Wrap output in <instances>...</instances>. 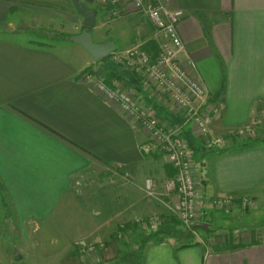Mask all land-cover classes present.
I'll return each mask as SVG.
<instances>
[{
  "label": "crops",
  "instance_id": "crops-1",
  "mask_svg": "<svg viewBox=\"0 0 264 264\" xmlns=\"http://www.w3.org/2000/svg\"><path fill=\"white\" fill-rule=\"evenodd\" d=\"M160 1L184 11L179 59L206 85L210 101L222 103L212 113L211 134L224 136L226 147L207 149L193 124L186 125L205 184L202 223L221 214L213 206L219 197H231L233 211L248 198L246 210L256 214L264 209V0ZM88 5L96 11L90 30L95 42L112 40L118 52L140 46L158 53L155 27L130 1L117 4L124 11L120 17H110L115 5L102 0ZM83 29L71 0H0V264H80L90 244H108L101 264H111L120 257L123 223L134 224L162 207L143 188L153 177L163 190L174 172L166 155L145 153L149 134L83 73L105 72L135 89L163 119L183 118L136 70L112 63L110 56L95 62L70 40ZM110 31L129 41L118 48ZM248 123L260 134L240 141L233 133ZM115 169L129 171L131 181L116 177ZM175 222L166 217L148 226L166 230L168 237L149 242L141 264H264V221L258 228H236L225 242L213 232L184 247Z\"/></svg>",
  "mask_w": 264,
  "mask_h": 264
},
{
  "label": "built area",
  "instance_id": "built-area-1",
  "mask_svg": "<svg viewBox=\"0 0 264 264\" xmlns=\"http://www.w3.org/2000/svg\"><path fill=\"white\" fill-rule=\"evenodd\" d=\"M121 0H102L110 8L111 17L124 14L123 8L117 6ZM136 10L148 16L155 27L159 39V51L156 55L149 53L140 46H134L125 52L114 51L110 61L127 69L137 70L145 84L159 98L170 102L172 112L181 115L180 123L163 119L156 111L141 100L135 89L125 81H112L105 72L88 68L82 78L94 83L98 92L109 102L117 104L122 113L136 120L149 134V139L142 145L145 153L163 152L171 166L174 175L162 182L163 190L158 191L161 184L153 177L145 180L144 192L155 199L170 214L178 217L183 227L196 232L194 228L203 216L204 181L200 177L197 164L186 137V125L193 124V130L205 139L207 149H220L227 145L224 136L211 134L212 113H217L222 106L221 101L211 102V95L206 85L190 72L179 59L185 50L178 25L185 13L180 8H171L160 0H128ZM260 130L256 124L248 123L239 126L233 133L240 141L248 142L257 139ZM112 174L121 176L127 182L131 181L129 171L112 170ZM244 205L249 199H243ZM231 197L214 199L216 208L230 207ZM158 216H151L149 223H159ZM103 245V244H102ZM95 246L83 248L92 251Z\"/></svg>",
  "mask_w": 264,
  "mask_h": 264
},
{
  "label": "rangeland",
  "instance_id": "rangeland-1",
  "mask_svg": "<svg viewBox=\"0 0 264 264\" xmlns=\"http://www.w3.org/2000/svg\"><path fill=\"white\" fill-rule=\"evenodd\" d=\"M109 28H110V25H106L104 27V29L102 31L103 35L106 36V34H108L106 32ZM95 34H96V32H95ZM109 34H112L111 36L114 39H116L118 48L121 47L123 45V43H126L129 41V37L128 38L123 37V39H122L123 41L117 39L115 36V33H112V31H110ZM94 37H95V39H98V37L96 35ZM153 55H156V54H153ZM136 72L142 78L141 74L137 70H136ZM202 166H203V164H202ZM111 173H112V170H111ZM116 177L125 180L121 176L116 175ZM146 198H147V196H146ZM102 199L103 198L100 197L96 201L97 203L95 205L99 206V205L103 204L101 201ZM206 199H207V200H205L206 202L204 201L205 205H206L207 201H209L208 196ZM241 205H242V209L236 210V211H233L234 210V207H233L234 203L230 207H223V208L214 207L217 211H219V213H221L219 215V217L218 218H215V217L214 218H207L205 220V223H209L212 231L207 232V231H203V230L198 229V230H196V232L193 233V236L189 237V239L196 241L197 238H199V236L200 237L202 235L208 236V235L213 234V232H214L217 235L216 237L218 239H221L225 242L226 240H228V237H230L232 235L233 231L236 228H243V227L258 228L259 224L264 221V209L262 211H258L256 214L252 215L250 212H247V210H246V209L250 208L249 204H246V205L241 204ZM157 208H158L157 212H156L157 214L151 215V216H158L159 217L160 221L157 224L156 223H154V224L149 223V218L151 216H145V219L139 218L134 224H132V222L123 223L122 226L124 227V230L126 232L121 233L120 234L121 236L120 235L117 236L118 242H117L116 246L121 247L120 252L124 251L126 249L127 253H129V254L123 255L122 260H121V264H134V263L130 262V259H133L134 257H136L134 251H136L138 249V244L140 243L141 239L144 236H147L149 234V232L151 231V230H149L151 228H149L148 226H154V227L158 226V225L163 223V221L166 217L175 218V220L178 219L177 216H175L173 214H169L168 212H166V210H165V208H163V206L160 208L159 207H157ZM244 208L246 211L244 210ZM179 222H180V220L179 221L177 220L175 222L176 227H177L176 230L178 232V236L180 237L182 242L189 241V239L183 235L184 231H188V229L183 227L182 224ZM202 222H203V219H201L199 224H203ZM142 225H144V226H142ZM121 230H122V228H121ZM163 231H166V230H163ZM93 245L95 246L94 250L82 251L83 254L80 257L82 262L80 264H85V262H87L88 264H101L104 261L105 250L108 247V244H103V245H101V244H90L89 246H93ZM114 262H112L111 264H113Z\"/></svg>",
  "mask_w": 264,
  "mask_h": 264
},
{
  "label": "water",
  "instance_id": "water-1",
  "mask_svg": "<svg viewBox=\"0 0 264 264\" xmlns=\"http://www.w3.org/2000/svg\"><path fill=\"white\" fill-rule=\"evenodd\" d=\"M78 13L83 17L84 29L70 36V40L78 43L87 51L95 62L107 58L115 51V42L112 40L98 43L95 42L91 29L95 27L97 17L96 11L83 0H71ZM194 228L210 229L209 223L196 224Z\"/></svg>",
  "mask_w": 264,
  "mask_h": 264
},
{
  "label": "trees",
  "instance_id": "trees-1",
  "mask_svg": "<svg viewBox=\"0 0 264 264\" xmlns=\"http://www.w3.org/2000/svg\"><path fill=\"white\" fill-rule=\"evenodd\" d=\"M86 2L88 4L89 2H94V0H86ZM107 58H105V60H107ZM173 170H174V168H173ZM174 173H175V170L172 173V175H174ZM177 220L179 221V219H177ZM195 229L196 230L199 229V230H203V231H207V232H211L212 231L211 227L208 230H204L203 228H195ZM164 233H168V232L167 231H163V230H155V231L149 232V234L147 236H144L141 239L140 243L138 244V249L136 251H134L136 257H134L133 259H130V262H132L134 264H141L142 263V260H143L144 250H145L147 244L149 242H151V241H154V242L165 241L168 236L165 235ZM183 235L186 238L189 239V237L193 236V233H192V231H184V234ZM194 244H197V242H194L193 240L189 239V241L183 242L181 246L182 247H184V246H191V245H194ZM228 244H229V246H232V247L235 246V244L232 241H229ZM127 254H129V253H127L126 249L124 251H121L120 252V257L113 264H121V260H122L123 255H127Z\"/></svg>",
  "mask_w": 264,
  "mask_h": 264
}]
</instances>
